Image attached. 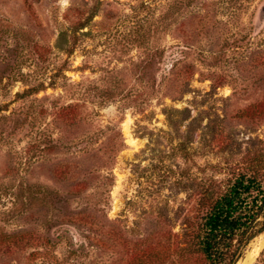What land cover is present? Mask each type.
Masks as SVG:
<instances>
[{"label":"rangeland","instance_id":"rangeland-1","mask_svg":"<svg viewBox=\"0 0 264 264\" xmlns=\"http://www.w3.org/2000/svg\"><path fill=\"white\" fill-rule=\"evenodd\" d=\"M263 5L0 0V264H209L208 204L264 180Z\"/></svg>","mask_w":264,"mask_h":264},{"label":"trees","instance_id":"trees-1","mask_svg":"<svg viewBox=\"0 0 264 264\" xmlns=\"http://www.w3.org/2000/svg\"><path fill=\"white\" fill-rule=\"evenodd\" d=\"M264 215V180L238 173L227 180L225 190L210 201L195 229L194 242L209 264H233L246 243L258 231ZM260 230H264V220Z\"/></svg>","mask_w":264,"mask_h":264},{"label":"bare ground","instance_id":"bare-ground-1","mask_svg":"<svg viewBox=\"0 0 264 264\" xmlns=\"http://www.w3.org/2000/svg\"><path fill=\"white\" fill-rule=\"evenodd\" d=\"M260 246L252 243L250 249L245 252L244 257L241 260H238L237 264H250L254 260L256 253L260 250Z\"/></svg>","mask_w":264,"mask_h":264},{"label":"water","instance_id":"water-1","mask_svg":"<svg viewBox=\"0 0 264 264\" xmlns=\"http://www.w3.org/2000/svg\"><path fill=\"white\" fill-rule=\"evenodd\" d=\"M262 10H264V5H263V7H262ZM233 264H235V263H233Z\"/></svg>","mask_w":264,"mask_h":264}]
</instances>
